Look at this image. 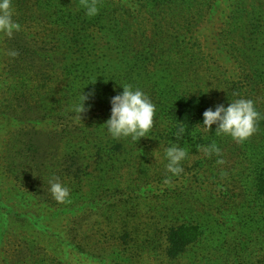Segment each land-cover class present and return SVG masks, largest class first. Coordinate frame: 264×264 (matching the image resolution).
<instances>
[{"label": "trees", "instance_id": "1", "mask_svg": "<svg viewBox=\"0 0 264 264\" xmlns=\"http://www.w3.org/2000/svg\"><path fill=\"white\" fill-rule=\"evenodd\" d=\"M13 7L21 31L11 38L0 34V264H8L6 242L19 239V225L28 223L41 234L48 230L44 219L54 216L24 206L47 194L39 179V137L30 135L58 117L61 134L93 136L72 152L78 173H85L87 158L102 157L107 143L99 139L100 128L93 129L100 116H90L102 107L101 98L85 101L81 120L65 110L102 81L115 80L118 93L124 85L145 92L156 105L153 128L159 130L147 136L164 142L177 141L178 126L186 130L179 141L226 140L216 134V125L205 131L203 112L251 99L261 118L243 143L249 149L238 148L264 159V0H99V14L91 18L80 0H13ZM8 50L19 54L12 58ZM71 118L74 125L67 131ZM120 150L118 141L108 151ZM259 160L253 186L261 197L264 160ZM13 164L21 169L15 170L19 183L10 178ZM200 234L191 224L172 227L168 256L181 255Z\"/></svg>", "mask_w": 264, "mask_h": 264}, {"label": "rangeland", "instance_id": "2", "mask_svg": "<svg viewBox=\"0 0 264 264\" xmlns=\"http://www.w3.org/2000/svg\"><path fill=\"white\" fill-rule=\"evenodd\" d=\"M115 82L102 81L91 91L102 103L90 113L100 116L93 129L100 128L99 139L107 145L101 158H87L81 167L85 173L72 165V152L93 136L70 137V132L61 136L63 121L58 117L30 135L39 137V179L46 183L43 195L47 194L34 206H24L27 212L54 216L44 219L48 230L41 234L33 233L28 223L15 224L21 233L18 240L12 237L6 242L8 264H264V196L259 197L253 186L255 167L264 159L242 154L238 147L244 142L230 136L214 141L220 155L211 157L198 151L207 144L193 140L164 142L147 134L139 141L112 139L103 124L110 116L111 97L119 94ZM72 118L67 131L74 125ZM155 129L153 134L159 132ZM118 141L122 150L108 151ZM174 142L188 149L189 155L182 162L185 171L166 185L164 180L171 174L164 152ZM17 167H8L15 183H19ZM53 177L69 188L70 202L52 198L48 189ZM73 207L76 211L70 213ZM184 224L197 226L201 234L181 255L169 257V230Z\"/></svg>", "mask_w": 264, "mask_h": 264}, {"label": "clouds", "instance_id": "3", "mask_svg": "<svg viewBox=\"0 0 264 264\" xmlns=\"http://www.w3.org/2000/svg\"><path fill=\"white\" fill-rule=\"evenodd\" d=\"M99 0H80L85 15L89 18L99 14ZM15 10L13 0H0V34L11 38L14 33L21 31V25L14 20ZM6 54L12 58L18 56L15 50H8ZM122 91L110 99V116L104 122V130L115 140L131 138L139 141L154 126L156 116V105L142 90L134 89L131 85L120 86ZM94 93L84 94L81 92L79 101L73 106V111L81 120V113L85 111V101ZM202 127L209 132L212 125H216L215 132L220 135L230 136L237 143H242L257 131V121L261 118L251 99H236L231 101L227 107L223 104L215 106V110L209 108L202 114ZM186 130L178 126L174 136L179 141L183 138ZM205 157L213 154L219 156L220 149L215 142L203 147ZM166 171L170 173L164 180L166 185L172 183V177H179L184 171L182 162L189 155V150L181 147L177 142L167 147L164 152ZM223 163L222 160L217 161ZM52 198L58 203L70 202V190L58 177L49 180V189Z\"/></svg>", "mask_w": 264, "mask_h": 264}]
</instances>
